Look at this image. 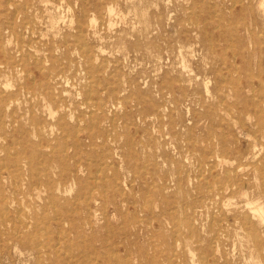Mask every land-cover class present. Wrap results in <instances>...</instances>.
I'll list each match as a JSON object with an SVG mask.
<instances>
[{
  "label": "rangeland",
  "instance_id": "rangeland-1",
  "mask_svg": "<svg viewBox=\"0 0 264 264\" xmlns=\"http://www.w3.org/2000/svg\"><path fill=\"white\" fill-rule=\"evenodd\" d=\"M1 1L0 264H264V0Z\"/></svg>",
  "mask_w": 264,
  "mask_h": 264
},
{
  "label": "bare ground",
  "instance_id": "bare-ground-1",
  "mask_svg": "<svg viewBox=\"0 0 264 264\" xmlns=\"http://www.w3.org/2000/svg\"><path fill=\"white\" fill-rule=\"evenodd\" d=\"M4 1V0H3ZM8 1H13V0H8ZM23 1V0H22ZM31 1L32 0H25L24 2L27 4V5H29L30 3H31ZM155 1V0H154ZM209 1V0H208ZM234 1V0H233ZM236 1H238V0H236ZM240 1H242V0H240ZM69 2V1H68ZM106 2V1H105ZM115 2H117V1H115ZM158 2V1H157ZM161 2H164V1H161ZM169 2V1H168ZM204 2V1H203ZM235 2V1H234ZM251 2V1H250ZM51 3V2H50ZM62 3H64V2H62ZM113 3H114V1H113ZM211 3H213V2H211ZM237 3H239L240 4V2H237ZM9 4V3H8ZM11 4V3H10ZM44 4H45V2H44ZM65 4V3H64ZM71 4V3H70ZM117 4V3H116ZM115 4V5H116ZM139 4H141V3H139ZM167 5H168V3H166ZM238 4V5H239ZM2 5H3V2L1 1V3H0V7H2ZM233 5H234V3H233ZM232 5V6H233ZM24 6H25V4H24ZM23 6V7H24ZM242 6H243V4H242ZM262 6H264V1H263V3H262ZM27 7V6H26ZM29 7V6H28ZM53 7V6H52ZM168 7V6H167ZM69 8H70V6H69ZM156 8V7H155ZM158 8H159V6H158ZM19 9V8H18ZM68 9V8H67ZM108 9V8H107ZM110 9V8H109ZM116 9V8H115ZM114 9V10H115ZM1 10V9H0ZM20 10V9H19ZM167 10V9H166ZM233 10V9H232ZM26 11V10H25ZM42 11V10H41ZM104 11V10H103ZM108 11H110V10H108ZM139 11V10H138ZM149 11H150V9H149ZM148 11V12H149ZM17 12V11H16ZM21 12V11H20ZM70 12V11H69ZM113 12V11H112ZM115 12V11H114ZM36 13H38V12H36ZM121 13V12H120ZM129 13V12H128ZM143 13H145V12H143ZM203 13V12H202ZM217 13V12H216ZM16 14V13H15ZM19 15H21L20 13H18ZM93 14V13H92ZM104 14V13H103ZM107 14V13H106ZM140 14V13H139ZM173 14V13H172ZM263 14V13H262ZM9 15H10V13H9ZM17 15V14H16ZM15 15V16H16ZM84 15V14H83ZM121 15V14H120ZM141 15V14H140ZM143 15V14H142ZM145 15V14H144ZM191 15H193V13L191 14ZM1 16H3V14L1 15ZM27 16V15H26ZM109 16H110V14H109ZM113 16V15H112ZM136 16V15H135ZM170 16V15H169ZM7 17V16H6ZM36 17H38V16H36ZM216 17V16H215ZM20 18V17H19ZM89 18V17H88ZM99 18V17H98ZM100 18H102V17H100ZM144 18V17H143ZM198 18V17H197ZM29 19V18H28ZM103 19V18H102ZM141 19V18H140ZM170 19V18H169ZM30 20V19H29ZM99 20H101V19H99ZM117 20V19H116ZM136 20V19H135ZM139 20V19H138ZM144 20H145V18H144ZM156 20V19H155ZM190 20V19H189ZM198 20V19H197ZM22 21V20H21ZM25 21L27 22V20H26V18H25ZM73 21V20H72ZM91 21V20H90ZM143 21V20H142ZM220 21V20H219ZM246 21V20H245ZM244 21V22H245ZM71 22V21H70ZM96 22V21H95ZM189 22V21H188ZM36 23V22H35ZM41 23V22H40ZM98 23V22H97ZM138 23V22H137ZM7 24H9V22L7 23ZM26 24V23H25ZM32 24V23H31ZM57 24V23H56ZM120 24V23H119ZM134 24V23H133ZM145 24V23H144ZM53 25V24H52ZM64 25V24H63ZM74 25V24H73ZM79 26L81 25V24H78ZM101 25V24H100ZM138 25V24H137ZM238 25V24H237ZM2 26V25H1ZM25 26H28V25H25ZM83 26V25H82ZM135 26V25H134ZM133 26V27H134ZM142 26H143V24H142ZM9 27H10V25H9ZM13 27V26H12ZM11 27V28H12ZM18 27V26H17ZM29 27V26H28ZM31 27V26H30ZM101 27V26H100ZM123 27V26H122ZM132 27V28H133ZM2 28H3V26H2ZM22 28V27H21ZM88 28V27H87ZM146 28H147V26H146ZM13 29V28H12ZM27 29V28H26ZM53 29V28H52ZM134 29V28H133ZM132 29V30H133ZM148 29H149V27H148ZM152 29V28H151ZM215 29V28H214ZM228 30H229V27L227 28ZM8 30V29H7ZM22 31H23V29H21ZM32 30V29H31ZM30 30V31H31ZM47 30V29H46ZM59 30V29H58ZM135 30V29H134ZM4 31V30H3ZM13 32H14V30H12ZM214 32L216 31V30H213ZM79 33H80V31H78ZM6 33V32H5ZM8 33V32H7ZM17 33V32H16ZM23 33V32H22ZM34 33H35V31H34ZM47 33H48V31H47ZM78 33V34H79ZM82 33V32H81ZM141 33V32H140ZM28 34V33H27ZM44 34V33H43ZM42 33H41V35H43ZM46 34V33H45ZM95 34V33H94ZM176 34V33H175ZM253 34V33H252ZM260 34H262V33H260ZM3 35V34H2ZM21 35V34H20ZM28 35H32L31 33L30 34H28ZM28 35L26 36V37H28ZM35 35V34H34ZM122 35V34H121ZM254 35V34H253ZM259 35V34H258ZM23 36H25V35H23ZM33 36V35H32ZM142 36V35H141ZM60 37V36H59ZM76 37V36H75ZM22 38V37H21ZM44 38H46V37H44ZM62 38V37H61ZM129 38V37H128ZM233 38V37H232ZM9 39V38H8ZM77 39V38H76ZM44 40V39H43ZM33 41H35V40H33ZM8 42V41H7ZM211 42V41H210ZM17 43V42H16ZM23 43V42H22ZM29 43H31V41L29 42ZM35 43V42H34ZM68 44H70V43H68ZM35 45V44H34ZM73 45V44H72ZM156 45V44H155ZM4 46H6L7 47V45H4ZM25 46V45H24ZM26 46H27V44H26ZM70 46V45H69ZM78 46H79V44H78ZM179 46V45H178ZM231 46V45H230ZM235 46V45H234ZM0 47H1V45H0ZM123 47V46H122ZM180 47V46H179ZM233 47V46H232ZM18 48V47H17ZM23 48V47H22ZM31 48V47H30ZM37 48V47H36ZM160 48V47H159ZM234 48H236V47H234ZM4 49V48H3ZM3 49H1V50H3ZM124 49V48H123ZM221 49V48H220ZM31 50V49H30ZM100 50V49H99ZM243 50V49H242ZM231 51H232V49H231ZM3 52V51H2ZM36 52V51H35ZM118 52V51H117ZM217 52V51H216ZM234 52H236V51H234ZM5 53V52H4ZM18 53H20V51L18 52ZM77 53V52H76ZM182 53V52H181ZM238 53V52H237ZM23 54V53H22ZM27 54V53H26ZM129 54V53H128ZM127 54V55H128ZM234 54H236V53H234ZM244 54V53H243ZM11 55V54H10ZM9 55V56H10ZM226 55V54H225ZM239 55V54H238ZM237 55V56H238ZM29 56V55H28ZM181 56V55H180ZM182 56H183V54H182ZM233 56H236V55H233ZM31 57H32V55H31ZM137 57V56H136ZM34 58V57H33ZM37 58V57H36ZM235 58V57H234ZM28 60H29V58H27ZM47 59V58H46ZM5 60V59H4ZM82 60V59H81ZM94 60V59H93ZM183 60H184V58H183ZM8 61H10V60H8ZM36 61V60H35ZM135 61V60H134ZM167 61H168V59H167ZM7 62V61H6ZM41 62H43V61H41ZM106 62V61H105ZM225 62V61H224ZM224 62H223V64H224ZM14 63H16L15 62V59H14ZM13 63V64H14ZM19 63V62H18ZM107 63H109V62H107ZM126 63V62H125ZM140 63V62H139ZM162 63V62H161ZM185 63V62H184ZM226 63V62H225ZM260 63V62H259ZM7 64V63H6ZM13 64H12V66H13ZM49 64V63H48ZM103 64H105V63H103ZM130 64V63H129ZM142 64V63H141ZM100 65V64H99ZM107 65V64H106ZM109 65H112V64H109ZM5 66V65H4ZM35 66V65H34ZM134 66V65H133ZM183 66H185V65H183ZM223 66V65H222ZM3 67V66H2ZM8 67V66H7ZM103 66H101V68H102ZM186 67V66H185ZM37 68V67H36ZM101 68H99V69H101ZM183 68V67H182ZM41 69H44V67L43 68H41ZM40 69V70H41ZM161 69V68H160ZM220 69H222V68H220ZM23 70H24V68H23ZM22 70V71H23ZM39 70V69H38ZM97 70V69H96ZM108 70V69H107ZM183 71V70H182ZM228 71V70H227ZM28 72V71H27ZM44 72V71H43ZM42 72V73H43ZM63 72V71H62ZM97 72V71H96ZM191 72H192V70H191ZM103 73V72H102ZM194 73V72H193ZM3 74V73H2ZM26 74V73H25ZM79 74V73H78ZM85 74V73H84ZM115 73H113V75H114ZM132 74V73H131ZM195 74V73H194ZM262 74V73H261ZM28 75V74H27ZM95 75V74H94ZM104 75V74H103ZM7 77V76H6ZM28 77V76H27ZM89 77H90V75H89ZM231 77V76H230ZM260 77V76H259ZM98 78V77H97ZM116 78V77H115ZM254 78H255V76H254ZM34 79H35V77H34ZM33 79V80H34ZM99 79V78H98ZM258 79V78H257ZM2 80V79H1ZM8 80V79H7ZM24 80V79H23ZM71 80V79H70ZM149 80V79H148ZM147 80V81H148ZM210 80V79H209ZM234 80V79H233ZM142 81V80H141ZM76 82V81H75ZM92 82V81H91ZM129 82V81H128ZM35 83V82H34ZM41 83V82H40ZM67 83V82H66ZM204 83V82H203ZM224 83V82H223ZM234 83V82H233ZM68 84V83H67ZM92 84V83H91ZM90 84V85H91ZM111 84V83H110ZM177 84V83H176ZM7 85V84H6ZM19 85V84H18ZM68 85H70V84H68ZM97 85V84H96ZM181 85V84H180ZM253 85V84H252ZM173 86V85H172ZM232 86V85H231ZM145 87V86H144ZM254 87V86H253ZM79 88V87H78ZM91 88V87H90ZM89 88V89H90ZM206 88V87H205ZM1 89V88H0ZM3 89V88H2ZM97 89V88H96ZM263 89V88H262ZM261 89V90H262ZM86 90V89H85ZM95 90V89H94ZM104 90V89H103ZM107 90V89H106ZM255 90V89H254ZM1 91L2 90H0V93H1ZM3 91H5V90H3ZM90 91V90H89ZM93 91V90H92ZM31 92V91H30ZM114 92H116V91H114ZM235 92V91H234ZM5 93V92H4ZM4 93H3V95H4ZM11 93V92H10ZM80 93V92H79ZM89 93V92H88ZM93 93H94V91H93ZM96 93H97V90H96ZM206 93V92H205ZM210 93V92H209ZM14 94V93H13ZM19 94V93H18ZM117 94V93H116ZM2 95V94H1ZM0 95V96H1ZM6 95V94H5ZM201 95V94H200ZM212 96V95H211ZM18 97V96H17ZM91 97V96H90ZM96 97V96H95ZM254 97V96H253ZM252 97V98H253ZM5 98V97H4ZM40 98H42V97H40ZM57 98V97H56ZM79 98V97H78ZM81 98V97H80ZM89 98V97H88ZM255 98V97H254ZM253 98V99H254ZM11 99V98H10ZM12 99H13V96H12ZM16 99V98H15ZM18 100H19V98H17ZM45 99V98H44ZM62 99V98H61ZM226 99V98H225ZM252 99V101H254ZM17 100V101H18ZM34 100V99H33ZM101 100H103V99H101ZM223 100V99H222ZM1 101V100H0ZM3 101V100H2ZM11 101V100H10ZM10 101H7V102H10ZM16 101V102H17ZM20 101V100H19ZM93 101H95V100H93ZM130 101V100H129ZM121 102V101H120ZM11 103V102H10ZM14 103V102H13ZM96 103H97V101H96ZM8 104V103H7ZM224 104V103H223ZM3 105V104H2ZM13 106V105H12ZM72 106V105H71ZM259 106V105H258ZM257 106V107H258ZM83 106L81 105V108H82ZM85 107V106H84ZM6 108H7V106H6ZM47 109V108H46ZM50 109H51V107H50ZM258 109V108H257ZM1 110H3V109H1ZM5 110H7V109H5ZM67 110V109H66ZM264 111V110H263ZM3 112V111H2ZM2 112H1V115H2ZM92 112V111H91ZM172 112V111H171ZM176 112V111H175ZM6 113V112H5ZM81 113V112H80ZM111 113V112H110ZM262 113V112H261ZM55 114V113H54ZM189 114V113H188ZM256 114V113H255ZM260 114V113H259ZM263 114V113H262ZM0 115V116H1ZM82 115H84V114H82ZM87 115V114H86ZM5 116V115H4ZM12 116V115H11ZM25 116V115H24ZM88 116V115H87ZM240 116V115H239ZM62 117V116H61ZM61 117H60V119H61ZM68 117V116H67ZM113 117H114V115H113ZM231 117V116H230ZM15 118V117H14ZM63 118L64 117H62V120H60L59 121V126L60 127H62V128H64L66 131H67V129H66V125L67 124H65V122L63 121ZM91 118V117H90ZM3 119V118H2ZM31 119V118H30ZM4 120V119H3ZM239 120V119H238ZM81 121H82V119H81ZM96 121V120H95ZM94 121V122H95ZM98 121V120H97ZM96 121V122H97ZM1 122V121H0ZM77 122H78V120H77ZM82 122H84V121H82ZM222 122V121H221ZM243 122H245V121H243ZM242 122V123H243ZM46 123H47V121H46ZM241 123V124H242ZM4 125L3 123H0V125ZM13 124V123H12ZM16 124V123H15ZM50 124H52V123H50ZM86 124V123H85ZM40 125H41V123H40ZM78 125H79V122H78ZM45 126V125H44ZM50 126H52V125H50ZM69 126V125H68ZM87 126V125H86ZM246 125H244V127H245ZM4 127H5V125H4ZM42 127V126H41ZM54 127H55V125H54ZM77 127V126H76ZM76 127H74V128H76ZM45 128H46V126H45ZM51 128V127H50ZM228 128H229V124H228ZM47 129H49V128H47ZM59 129V128H58ZM69 129V128H68ZM93 129V128H92ZM160 129V128H159ZM245 129V128H244ZM4 130V129H3ZM62 129L60 128V131H61ZM70 130V129H69ZM81 130H83V129H81ZM117 130V129H116ZM166 130V129H165ZM46 131V130H45ZM59 131V132H60ZM75 131V130H74ZM162 131V130H161ZM63 132V131H62ZM76 132V131H75ZM74 132V133H75ZM191 132V131H190ZM42 133V132H41ZM68 133V132H67ZM69 133H70V131H69ZM81 133V132H80ZM9 134V133H8ZM158 134V133H157ZM254 134V133H253ZM63 135V134H62ZM61 135V136H62ZM70 134H68V136H69ZM76 136H77V132H76V134H75ZM38 136V135H37ZM45 136V135H44ZM251 136H255V135H251ZM39 137V136H38ZM38 137H37V139H38ZM63 137H64V135H63ZM62 137V138H63ZM67 137V136H66ZM65 137V138H66ZM35 138H36V136H35ZM41 138V135H40V137H39V140H42V138ZM45 139V138H44ZM56 139V138H55ZM256 139V138H255ZM67 140V139H66ZM77 140H78V137H77ZM257 140V139H256ZM4 141V140H3ZM48 141V140H47ZM68 141V140H67ZM66 141V142H67ZM40 142V141H39ZM14 143V142H13ZM34 143V142H33ZM32 143V144H33ZM41 143V142H40ZM48 143V142H47ZM57 143V142H56ZM228 141H227V139H225L224 140V142H223V146H224V152H223V156H222V158H224V159H226V160H228V162L229 161H231V160H234V161H236L239 165L238 166H236V170H240V168L241 167H243L242 166V161L244 160V159H248V156L251 154V152H250V149L249 148H251V146L248 148V150H246V151H242L241 149H239V148H237V149H231L229 146H228ZM251 144V143H250ZM12 145V144H11ZM37 145H38V143H37ZM197 145V144H196ZM8 146V145H7ZM44 146V145H43ZM47 146V145H46ZM51 145L49 144V148H52V146L50 147ZM41 147V146H40ZM92 147H94V146H92ZM96 148V147H95ZM174 148V147H173ZM38 149V148H37ZM43 149H45V147L43 148ZM48 149V148H47ZM54 149V148H53ZM49 150V149H48ZM57 150V149H56ZM13 152V151H12ZM65 152V151H64ZM175 152H176V150H175ZM19 153V152H18ZM110 153V152H109ZM65 155L67 154V152H65L64 153ZM260 154V153H259ZM39 155V154H38ZM81 156V155H80ZM53 157V156H52ZM32 158V157H31ZM40 158V157H39ZM42 158V157H41ZM40 158V159H41ZM47 158V157H46ZM67 158V157H66ZM89 158V157H88ZM212 158V157H211ZM210 158V159H211ZM52 159V158H51ZM64 160V159H63ZM203 160H204V157H203ZM3 161V160H2ZM1 161V162H2ZM42 161L44 162V160L42 159ZM61 161V160H60ZM88 161H89V159H88ZM5 162V161H4ZM42 162V163H43ZM90 162H91V160H90ZM92 163V162H91ZM93 163H94V160H93ZM252 163V162H251ZM260 162H258L257 161V164H259ZM262 163V162H261ZM4 164V163H3ZM3 164H1V165H3ZM16 164V163H15ZM30 164V163H29ZM64 164V163H63ZM102 164H103V162H102ZM201 164V163H200ZM199 164V165H200ZM209 164V163H208ZM38 164H36V166H37ZM76 165H78V164H76ZM93 165V164H92ZM96 165V164H95ZM108 165V164H107ZM252 165H256V163L255 164H253L252 163ZM62 166V165H61ZM101 166V165H100ZM166 166V165H165ZM215 166V165H214ZM244 166H245V164H244ZM264 166V165H263ZM5 166H3V168H4ZM22 167V166H21ZM45 167V166H44ZM63 167V166H62ZM112 167V166H111ZM247 167H249V166H247ZM255 167H257V165L255 166ZM64 168V167H63ZM104 168H106V167H104ZM250 168V167H249ZM213 169V168H212ZM254 169V168H253ZM3 170V169H2ZM20 170H22V169H20ZM25 170V169H24ZM37 170V169H36ZM49 170V169H48ZM48 170H46L45 169V171H48ZM66 170V169H65ZM105 170V169H104ZM104 170H102L103 171V173H104ZM106 170H108L107 168H106ZM213 170H215V169H213ZM235 170V171H236ZM241 170H243V169H241ZM23 171V170H22ZM64 171V170H63ZM111 171V170H110ZM258 171H259V174L261 175V177L264 179V170L263 169H259V167H258ZM98 171H96V173H97ZM141 172V171H140ZM17 173V172H16ZM47 173V172H46ZM69 173H71V172H69ZM202 172H200V174H201ZM210 173V172H209ZM20 174V173H19ZM93 174V173H92ZM204 174V173H203ZM45 175V174H44ZM63 175V174H62ZM98 175V174H97ZM54 176V175H53ZM56 176V175H55ZM102 176V175H101ZM100 176V177H101ZM104 176V175H103ZM114 176V175H113ZM39 177V176H38ZM45 177V176H44ZM47 177H48V175H46V179H47ZM62 177V176H61ZM64 177V176H63ZM62 177V178H63ZM105 177V176H104ZM108 177V176H107ZM201 177V176H200ZM229 177V176H228ZM236 177V176H235ZM234 177V178H235ZM42 178V177H41ZM72 178V177H71ZM216 178H217V176H216ZM31 179V178H30ZM52 179V178H51ZM66 179V178H65ZM88 179H90V178H88ZM105 179V178H104ZM39 180H40V177H39ZM53 180V179H52ZM99 180V179H98ZM119 180V179H118ZM262 180V179H261ZM32 181V180H31ZM49 181V180H48ZM53 181H55V180H53ZM52 181V182H53ZM87 181H89V180H87ZM111 181V180H110ZM228 181V180H227ZM18 182H20V181H17V184H19ZM58 182V181H57ZM60 182V181H59ZM62 182V181H61ZM238 182V181H237ZM262 182H263V180H262ZM3 183V182H2ZM63 183V182H62ZM89 183V182H88ZM40 183H38V185H39ZM3 185V184H2ZM42 185H43V183H42ZM51 185V184H50ZM84 185V184H83ZM86 183H85V187H86ZM226 185V184H225ZM13 186H14V183H13ZM53 186V185H52ZM57 186V185H56ZM33 187V186H32ZM39 187V186H38ZM72 187V186H71ZM96 187H98L97 185H96ZM116 187V186H115ZM57 188V187H56ZM63 188V187H62ZM88 188H89V186H88ZM94 188V187H93ZM92 188V190H94ZM211 188H212V186H211ZM232 188V187H231ZM16 189V188H15ZM51 189V188H50ZM50 189H48V190H50ZM54 189H55V186H54ZM64 189V188H63ZM71 189V188H70ZM238 189H239V186H238ZM86 190V189H85ZM90 190H91V188H90ZM89 190V191H90ZM97 190H100V188L99 189H97ZM96 190V191H97ZM115 190H116V188H115ZM8 191V190H7ZM18 191H20L19 190V188H18ZM51 191V190H50ZM101 191V190H100ZM103 191V190H102ZM105 191V190H104ZM84 192V191H83ZM99 192V191H98ZM124 192V191H123ZM246 193H247V191H245ZM61 193V192H60ZM59 193V194H60ZM96 193V192H95ZM106 193V192H105ZM262 193H263V195H264V184H263V186H262ZM2 194V193H1ZM4 194V193H3ZM3 194L1 195L2 196V198H3ZM89 194H91V193H89ZM54 195H55V193H54ZM86 195H88V194H86ZM247 195V194H246ZM50 196V195H49ZM66 196V195H65ZM83 196V195H82ZM102 196V195H101ZM248 196V195H247ZM53 197V196H52ZM58 197V196H57ZM56 197V198H57ZM83 197H87V196H83ZM114 197V196H113ZM6 198V197H5ZM54 198V200H56L55 199V197H53ZM77 199H79L78 197H76ZM88 198H92V197H89L88 196ZM87 198V199H88ZM122 198V197H121ZM257 198V197H256ZM81 199V198H80ZM249 199V198H248ZM247 199V200H248ZM259 199V198H258ZM51 200V199H50ZM261 200V199H260ZM73 201V200H72ZM88 201H91V200H88ZM250 201V200H249ZM253 201V200H252ZM8 201H6V203H7ZM71 202V201H70ZM73 202H75V200L73 201ZM77 202V201H76ZM81 202V201H80ZM79 202V203H80ZM42 203V202H41ZM78 203V202H77ZM84 203V202H83ZM185 203V202H184ZM221 203V202H220ZM258 203H260V201L258 202ZM257 203V204H258ZM8 204V203H7ZM56 204V203H55ZM74 205H75V203H73ZM86 204H87V200H86ZM15 205V204H14ZM20 205V207H22L21 206V204H19ZM79 205V204H78ZM97 205V204H96ZM107 205V204H106ZM237 205V204H236ZM260 205V204H259ZM53 206V205H52ZM56 206V205H55ZM82 206V205H81ZM183 206H185V204L183 205ZM219 206H221V205H219ZM248 206V205H247ZM263 206V205H262ZM54 207V206H53ZM107 207H108V205H107ZM240 207V206H239ZM246 207V206H245ZM253 207V206H252ZM55 208V207H54ZM76 208V207H75ZM74 208V209H75ZM105 208V207H104ZM103 208V209H104ZM43 209H44V207H43ZM58 209H59V207H58ZM65 209H66V207H65ZM105 209H107V208H105ZM175 209V208H174ZM183 209V208H182ZM196 209V208H195ZM194 209V210H195ZM254 209L257 211L256 213L258 214V217H259V219L262 221V223L264 224V211L263 210H261V209H256V207H254ZM18 210V209H17ZM56 210V209H55ZM60 210V209H59ZM67 210V209H66ZM19 211V210H18ZM21 211H23V209L22 210H20V212ZM61 211V210H60ZM63 211V210H62ZM248 211H249V209H248ZM2 212H3V210H2ZM26 212V211H25ZM56 212H58V211H56ZM75 211H73V213H74ZM103 212V211H102ZM106 212V211H105ZM186 212H187V210H186ZM216 212V211H215ZM222 212H224V211H222ZM250 212V211H249ZM254 212V211H253ZM19 213V212H18ZM17 213V214H18ZM41 213V212H40ZM44 213V212H43ZM71 213V212H70ZM69 213V215H72V214H70ZM75 213H77V212H75ZM90 213V212H89ZM184 213V212H183ZM194 212H192V214H193ZM214 213V212H213ZM250 213H252V212H250ZM3 214H6V213H3ZM8 214V213H7ZM14 213H12V215H13ZM23 214V213H22ZM28 214V213H27ZM54 214L56 215V213L54 212ZM67 214V213H66ZM102 214V213H101ZM103 214H105V213H103ZM102 214V215H103ZM107 214V213H106ZM36 215V214H35ZM90 215V214H89ZM88 215V216H89ZM17 216V215H16ZM109 216V215H108ZM194 216V215H193ZM224 216V215H223ZM238 216V215H237ZM252 216L254 217V215L252 214ZM23 217V216H22ZM27 217H29L28 215H27ZM43 217H45V216H43ZM73 217V216H72ZM252 217V218H253ZM15 218V221H16V217H14ZM13 218V219H14ZM42 218V217H41ZM62 218V217H61ZM70 218V217H69ZM176 218H178V217H176ZM175 218V219H176ZM246 218V217H245ZM13 219H11V218H7V220L5 221V222H3V224L2 225H7L6 227L7 228H5L3 231H1L2 232V235H6L7 236V238H9V239H11V240H14V241H16V242H18L19 244H22V245H24V246H26V247H29V248H33V249H37V245H38V247H40V248H42L41 247V243H40V246H39V243L36 241V237L35 238H33L34 236H32L30 233H28V232H25L26 231V229L23 231H20L19 230V226L18 225H16V224H14L15 223V221L13 220ZM104 219H105V217H104ZM184 219V218H183ZM227 219V218H226ZM248 219V218H247ZM247 219H245V220H247ZM254 219V218H253ZM259 219H258V221H259ZM92 220V219H91ZM107 219H105V221H106ZM187 220H188V218H187ZM243 220H244V218H243ZM1 221V220H0ZM22 221V220H21ZM42 221H44V218H43V220ZM57 221H58V217H57ZM74 221V220H73ZM176 221V220H175ZM189 221V220H188ZM192 221V220H191ZM194 221V220H193ZM17 222H18V220H17ZM23 222V221H22ZM63 222H65V221H63ZM88 222V221H87ZM108 222V221H107ZM174 222V221H173ZM222 222V221H221ZM247 222V221H246ZM30 223V222H29ZM35 223V222H34ZM45 222H43V224H44ZM59 223H60V219H59ZM86 223V222H85ZM91 223V222H90ZM89 223V224H90ZM103 223V222H102ZM177 223H178V220H177ZM177 223H175L176 225H177ZM212 223H213V220H212V222H211V225H212ZM218 223V222H217ZM249 223H250V225H251V222H248V225L247 226H249ZM27 224V223H26ZM36 224V223H35ZM34 224V225H35ZM174 224V223H173ZM181 224V223H180ZM187 223H185V225H186ZM193 224V223H192ZM259 224V223H258ZM41 225H42V223H41ZM46 226L48 225L49 226V224H45ZM65 225V224H64ZM111 225V224H110ZM246 225V224H245ZM244 225V226H245ZM27 226V225H26ZM40 226V225H39ZM179 226V225H178ZM189 226H190V224H189ZM192 226V225H191ZM41 227V226H40ZM65 227V226H64ZM66 227H67V225H66ZM122 227V226H121ZM174 227V226H173ZM173 227H172V229H173ZM176 227V226H175ZM251 227V226H250ZM11 228L13 229V230H11ZM37 228V227H36ZM46 228V227H45ZM187 228V227H186ZM185 228V229H186ZM252 228V227H251ZM251 228H249V231H250V229ZM22 229V228H21ZM40 229V228H39ZM35 230V229H34ZM58 230V229H57ZM178 230V229H177ZM180 230V229H179ZM187 230V229H186ZM221 230V229H220ZM33 231V230H32ZM36 231V230H35ZM34 231V232H35ZM46 231H47V229H46ZM108 232V231H107ZM257 232V231H256ZM255 232V233H256ZM43 233V232H42ZM51 233V232H50ZM57 233H58V231H57ZM111 233V232H110ZM178 233H180V232H176V234H178ZM48 234V233H47ZM56 234V233H55ZM65 234H66V231H64V235L63 236H65ZM68 234V233H67ZM176 234H174L175 236H176ZM33 235H34V233H33ZM57 235H59V234H57ZM174 235H173V237H174ZM189 235H190V233H189ZM217 235V234H216ZM251 235V234H250ZM36 236V235H35ZM52 236H54V235H52ZM66 236H68V235H66ZM73 236V235H72ZM86 236V235H85ZM184 236V235H183ZM182 236V237H183ZM41 237V236H40ZM40 237H37V238H40ZM46 237V236H45ZM44 237V238H45ZM94 237V236H93ZM193 237V236H192ZM49 238H50V234H49ZM52 238V237H51ZM54 238V237H53ZM238 238V237H237ZM260 238V237H259ZM46 239V238H45ZM48 239V238H47ZM65 239V238H64ZM82 239V238H81ZM86 238H84V240H85ZM88 239V238H87ZM86 239V240H87ZM198 239V238H197ZM214 239H216V238H214ZM38 240V239H37ZM41 240V239H40ZM72 240V239H71ZM83 240V239H82ZM235 240V239H234ZM261 240V239H260ZM9 241V240H8ZM7 241V242H8ZM53 241H54V239H53ZM179 241V240H178ZM217 241V240H216ZM6 242V243H7ZM55 242V241H54ZM58 242V241H57ZM63 242V241H62ZM65 242V241H64ZM59 243V242H58ZM73 242H71V244H72ZM254 243H255V241H254ZM49 244H50V242H49ZM54 244V243H53ZM62 244V243H61ZM69 244H70V242H69ZM70 244V245H71ZM183 244H184V242H183ZM236 244V243H235ZM43 245H44V242H43ZM56 245H57V243H56ZM173 245H174V243H173ZM176 245H178L177 243H176ZM213 245V244H212ZM212 245H211V247H212ZM215 245V244H214ZM53 246V245H52ZM54 246H55V244H54ZM44 247V246H43ZM45 247H46V245H45ZM44 247V248H45ZM67 246L65 245V248H66ZM175 247V246H174ZM184 247H185V245H184ZM234 247V246H233ZM40 248H38L39 250H40ZM177 248V247H176ZM37 249V250H38ZM60 249V248H59ZM70 249V248H69ZM175 249V248H174ZM183 250L182 251H184V248H182ZM38 250V251H39ZM63 250V249H62ZM178 250V249H177ZM261 250H262V247H261ZM60 251V250H59ZM176 251V250H175ZM214 251H215V249H213V253H214ZM14 252H15V250H14ZM48 252V251H47ZM62 252V251H61ZM95 252V251H94ZM93 252V253H94ZM178 252V251H177ZM70 253V252H69ZM173 253V252H172ZM183 253V252H182ZM197 253V252H196ZM39 254V253H38ZM37 254V255H38ZM47 254V253H46ZM62 254V253H61ZM74 254V253H73ZM80 254V253H79ZM91 254V253H90ZM108 254V253H107ZM115 254V253H114ZM174 254L175 253H173V256H174ZM177 254H179V253H177ZM176 254V255H177ZM89 255V254H88ZM160 255V254H159ZM165 255V254H164ZM192 255V254H191ZM214 255V254H213ZM212 255V256H213ZM57 256V255H56ZM70 256V255H69ZM73 256V255H72ZM75 256V255H74ZM73 256V257H74ZM178 256V255H177ZM177 256H176V258H177ZM201 256V255H200ZM41 257V256H40ZM39 257V258H40ZM86 257V256H85ZM92 257H96V255L95 256H92ZM104 257H105V255H104ZM108 257V256H107ZM128 257V256H127ZM126 257V258H127ZM184 257H185V255H184ZM202 257V256H201ZM42 258V257H41ZM40 258V259H41ZM44 258V257H43ZM116 258V257H115ZM114 258V259H115ZM203 258V257H202ZM65 259V258H64ZM93 259V258H92ZM125 259V258H124ZM124 259H123V261L121 262V260H120V264H131L129 261H124ZM154 259V258H153ZM171 259V258H170ZM170 259H168V262H169V260ZM173 259V258H172ZM193 259V258H192ZM251 259H253V258H251ZM38 260V259H37ZM66 260V259H65ZM70 260V259H69ZM128 260V259H127ZM180 260V259H179ZM178 260V258H177V261H179ZM203 260V259H202ZM206 260V259H205ZM78 261V260H77ZM172 261V260H171ZM175 261H176V259H175ZM207 261H208V259H207ZM207 261H206V263H207ZM218 261V260H217ZM251 261V260H250ZM256 261H258V260H256ZM119 262V261H118ZM174 262V261H173ZM249 262V261H248ZM195 263V262H194ZM251 263H252V261H251ZM262 263V262H261ZM37 264H39V261L37 262ZM43 264V263H42ZM52 264V263H51ZM55 264V263H54ZM67 264V263H66ZM103 264H106L104 261H103ZM110 264V263H109ZM169 264H171V263H169ZM175 264V263H174ZM181 264H183V263H181ZM209 264V263H208ZM247 264V263H246ZM253 264V263H252ZM258 264V263H257Z\"/></svg>",
  "mask_w": 264,
  "mask_h": 264
}]
</instances>
